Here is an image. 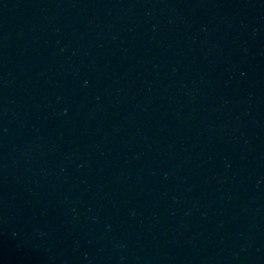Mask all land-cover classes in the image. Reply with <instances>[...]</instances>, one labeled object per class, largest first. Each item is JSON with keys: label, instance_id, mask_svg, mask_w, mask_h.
Segmentation results:
<instances>
[{"label": "water", "instance_id": "obj_1", "mask_svg": "<svg viewBox=\"0 0 264 264\" xmlns=\"http://www.w3.org/2000/svg\"><path fill=\"white\" fill-rule=\"evenodd\" d=\"M59 0H0V131Z\"/></svg>", "mask_w": 264, "mask_h": 264}]
</instances>
